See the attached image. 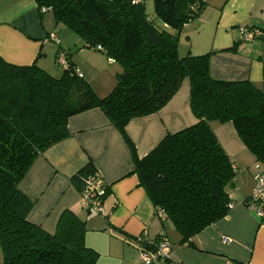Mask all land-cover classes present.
Masks as SVG:
<instances>
[{
  "label": "trees",
  "instance_id": "16d2710c",
  "mask_svg": "<svg viewBox=\"0 0 264 264\" xmlns=\"http://www.w3.org/2000/svg\"><path fill=\"white\" fill-rule=\"evenodd\" d=\"M35 2L39 11L50 8L55 21L64 22L84 45L101 46L120 71L113 89L100 97L64 53L57 52L54 60L57 66L59 55L66 59L59 77L36 62L16 65L0 57L3 264H95L98 253L84 243L85 223L68 209L52 233L30 222L27 216L33 201L19 183L37 156L68 135L70 116L98 107L124 136L130 119L162 108L184 78L189 81V105L196 122L167 134L147 155L135 160L134 172L156 211L163 210L173 224L180 243L191 244L199 231L224 217L232 205L228 191L234 184L235 167L209 122H231L264 168V89L248 80L212 78L209 59L213 52L179 55L178 34L199 16L202 0H153L154 16L166 28L147 16L142 0ZM95 173L88 161L74 174L79 192L84 180ZM248 199L242 203L247 205Z\"/></svg>",
  "mask_w": 264,
  "mask_h": 264
},
{
  "label": "crops",
  "instance_id": "0c3cea01",
  "mask_svg": "<svg viewBox=\"0 0 264 264\" xmlns=\"http://www.w3.org/2000/svg\"><path fill=\"white\" fill-rule=\"evenodd\" d=\"M202 1L199 16L178 34L179 41L185 40L182 56L213 52L209 59L212 78L248 80L264 89V37L243 41L239 31L264 27V0ZM49 11H39L35 0H0V57L11 64L36 62L49 69L56 67L57 52L64 53L91 86L96 79L98 88L106 85L100 79L102 71L115 62L84 45L80 37H74L73 44L63 43V37L48 28L53 22ZM156 24L166 28L160 20ZM50 43L57 44V49ZM48 54L52 58L47 63ZM195 122L187 78L158 111L130 119L124 127L125 137L98 107L70 116L68 135L37 156L19 183L33 201L27 219L52 233L61 213L71 210L85 223L84 243L98 253L95 264H138L140 248L152 247L160 235L171 243V254L154 264H264V220L242 203L262 166L255 170L257 161L231 122L212 120L209 125L235 167L234 184L228 191L232 205L224 217L199 231L191 244L180 243L173 224L156 213L134 172L135 160L147 155L167 134ZM88 161L107 185L102 202L105 216L81 206L80 192L72 180ZM222 237L230 241L223 242Z\"/></svg>",
  "mask_w": 264,
  "mask_h": 264
},
{
  "label": "built area",
  "instance_id": "2783aa9c",
  "mask_svg": "<svg viewBox=\"0 0 264 264\" xmlns=\"http://www.w3.org/2000/svg\"><path fill=\"white\" fill-rule=\"evenodd\" d=\"M138 0H133L137 2ZM41 12L50 10L43 7ZM241 39L251 41L256 37L264 36V27L262 28H240ZM49 37L55 39V35L50 34ZM94 49L101 51V46L97 45ZM57 62L60 66L66 67V59L61 54L58 56ZM106 184L102 181L98 173L89 176L84 180L83 189L80 192L81 206L91 213L105 216L102 209L103 197L106 192ZM259 220L264 219V168L259 169L254 175V186L249 195L248 204L246 205ZM231 207V205H229ZM156 213L165 218L164 211L159 209ZM141 241V238H138ZM223 242L230 241L227 237L221 238ZM172 245L168 238L160 235L155 244L151 248L141 247L139 250L138 264H154L158 261H166L171 254Z\"/></svg>",
  "mask_w": 264,
  "mask_h": 264
},
{
  "label": "rangeland",
  "instance_id": "374dc122",
  "mask_svg": "<svg viewBox=\"0 0 264 264\" xmlns=\"http://www.w3.org/2000/svg\"><path fill=\"white\" fill-rule=\"evenodd\" d=\"M142 1H143V5H144V10H145V13L147 14V16L152 18L154 23H157L158 19L154 16L153 0H142ZM48 17L53 20L52 24L48 28L49 29H55L58 32L59 36L63 37V43L70 41V43L73 44L74 37H79L78 34L76 32H73L70 28H68L67 25L64 24V22L55 21L52 12L49 11ZM184 41L185 40H182V39H181V41H178V48H179L178 49V53H179L180 56H182L184 54L183 50L180 49V48L183 47L182 43ZM50 44H51L53 49L55 47L57 49V44H55V43H50ZM72 53H74L73 49H72ZM51 58H52V56H50L48 54L47 57H46V62L48 63V60L50 61ZM118 66L119 65L117 63H113L110 67H108L107 70L102 71V78H100V79L105 80V84L106 85H102V87L98 88V85H99L97 83L98 79H96L94 81V83H92L93 88L95 89V91L97 92V94L100 97H103L106 94H108L113 89V87L115 86V84H116V76L114 75V72H119L120 71V68ZM53 68L55 69V71L53 70ZM44 70L46 72H48L49 74H51L52 76H54V77L61 76V74L63 72V68L60 65H57L56 67H52V68H49V69H44ZM108 83H111V85H107ZM261 166H262V164L257 162L255 170H258V168H261ZM253 181H254V176H253ZM253 186H254V184H253ZM0 264H3L1 250H0Z\"/></svg>",
  "mask_w": 264,
  "mask_h": 264
}]
</instances>
